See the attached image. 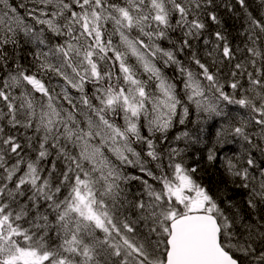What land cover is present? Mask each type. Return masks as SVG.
Segmentation results:
<instances>
[{
    "label": "snow or ice",
    "instance_id": "obj_1",
    "mask_svg": "<svg viewBox=\"0 0 264 264\" xmlns=\"http://www.w3.org/2000/svg\"><path fill=\"white\" fill-rule=\"evenodd\" d=\"M0 264H264V0H0Z\"/></svg>",
    "mask_w": 264,
    "mask_h": 264
},
{
    "label": "trees",
    "instance_id": "obj_2",
    "mask_svg": "<svg viewBox=\"0 0 264 264\" xmlns=\"http://www.w3.org/2000/svg\"><path fill=\"white\" fill-rule=\"evenodd\" d=\"M231 24V22H230ZM200 167L205 171L202 173L199 179L208 184H215L219 181V174L216 173L210 165H208L206 158L202 156Z\"/></svg>",
    "mask_w": 264,
    "mask_h": 264
}]
</instances>
